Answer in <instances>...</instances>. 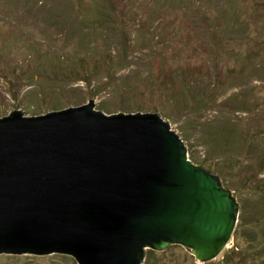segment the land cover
Instances as JSON below:
<instances>
[{"label":"rangeland","instance_id":"374dc122","mask_svg":"<svg viewBox=\"0 0 264 264\" xmlns=\"http://www.w3.org/2000/svg\"><path fill=\"white\" fill-rule=\"evenodd\" d=\"M91 99L109 112L162 105L196 143L194 158L217 171L229 157L219 140L259 132L249 156L223 173L241 200L229 245L208 262L183 243L146 247L141 264H230V248L248 247L252 233L264 239L263 223L237 232L242 209L250 220L264 208L244 182L255 173L250 185L264 184V0H0V113ZM243 100L250 109L237 112ZM0 264L79 262L2 252Z\"/></svg>","mask_w":264,"mask_h":264},{"label":"water","instance_id":"95a60500","mask_svg":"<svg viewBox=\"0 0 264 264\" xmlns=\"http://www.w3.org/2000/svg\"><path fill=\"white\" fill-rule=\"evenodd\" d=\"M98 102L0 113V253L141 264L146 247L183 243L216 258L241 203L225 174L192 158L162 105Z\"/></svg>","mask_w":264,"mask_h":264},{"label":"trees","instance_id":"16d2710c","mask_svg":"<svg viewBox=\"0 0 264 264\" xmlns=\"http://www.w3.org/2000/svg\"><path fill=\"white\" fill-rule=\"evenodd\" d=\"M81 67H82V65H81ZM88 71H90V70L84 69V73L89 74ZM189 100H190V98H189ZM244 101L245 100L242 101L241 105L238 104L236 107H235V105H233L236 108L235 110L237 112H240V111L247 112V110L250 109L249 103L247 104ZM189 102L190 101H188L187 104H189ZM258 135H259V132L254 131L253 133H250L248 138L246 137L245 134L241 135L240 139L237 142L234 141V142H227L226 143L224 140H219L218 145H217L219 147L218 152L225 154V155L228 154L229 157H228V161H227V158L225 156H222L223 161H221V163L223 166L217 167L218 173L220 175H222V173H224V172L226 173V171L229 170L227 168H230V172H231L232 171L231 167H233V166L239 167L242 163V160L245 158L244 156H246V157L249 156L250 151H251L250 148H253V144H255V141H256L254 139ZM240 151H241V153L238 154ZM191 155H192V158H194L193 153H191ZM258 163L263 165L264 164V158H263V160L261 159V161H259ZM210 169H213V168H210ZM253 174H255V173H252L249 176H247L244 182L247 185H249L247 187V189L250 188L253 193L259 194L260 198L262 200H264V184L258 185V183H256L255 185H250V182L253 179V177H252ZM257 175L255 174V176H257ZM258 213L259 214L261 213L260 216L256 217L258 220H255L256 219L255 217H253L250 220H247V218L245 217V211H243V209H242L241 214H240V228H237V232L239 233V231L241 229L251 228L252 224L263 225L264 221H262L260 219H263L262 215H264V208L262 207ZM255 234L258 237L257 233H252V239H251V242L249 243L248 247L240 246V245L236 244V246L230 248V256H229V253H227L223 257L224 258L227 257V261L230 260V261H228V262H230V264H248L249 262H254L255 264H264V239L260 240L259 238L255 237ZM250 244H253V246H250ZM205 262H208V261H205Z\"/></svg>","mask_w":264,"mask_h":264},{"label":"bare ground","instance_id":"6f19581e","mask_svg":"<svg viewBox=\"0 0 264 264\" xmlns=\"http://www.w3.org/2000/svg\"><path fill=\"white\" fill-rule=\"evenodd\" d=\"M202 139V138H201ZM204 146V145H203ZM257 253V252H256ZM240 260V259H239Z\"/></svg>","mask_w":264,"mask_h":264}]
</instances>
